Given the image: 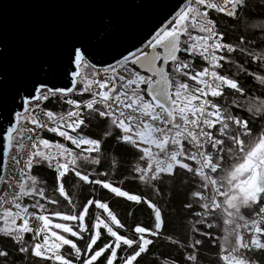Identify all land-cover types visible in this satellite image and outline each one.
Returning a JSON list of instances; mask_svg holds the SVG:
<instances>
[{
  "label": "snow or ice",
  "instance_id": "obj_1",
  "mask_svg": "<svg viewBox=\"0 0 264 264\" xmlns=\"http://www.w3.org/2000/svg\"><path fill=\"white\" fill-rule=\"evenodd\" d=\"M127 31L0 59V264H264V0Z\"/></svg>",
  "mask_w": 264,
  "mask_h": 264
},
{
  "label": "water",
  "instance_id": "obj_2",
  "mask_svg": "<svg viewBox=\"0 0 264 264\" xmlns=\"http://www.w3.org/2000/svg\"><path fill=\"white\" fill-rule=\"evenodd\" d=\"M172 2L0 0V59L11 74L26 61L52 51L64 36L109 15L127 23V40L133 41L164 17Z\"/></svg>",
  "mask_w": 264,
  "mask_h": 264
}]
</instances>
